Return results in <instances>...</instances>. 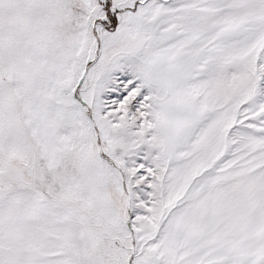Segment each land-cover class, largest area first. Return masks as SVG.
Segmentation results:
<instances>
[{"label": "snow or ice", "instance_id": "6c2138e0", "mask_svg": "<svg viewBox=\"0 0 264 264\" xmlns=\"http://www.w3.org/2000/svg\"><path fill=\"white\" fill-rule=\"evenodd\" d=\"M0 264H264V0H0Z\"/></svg>", "mask_w": 264, "mask_h": 264}]
</instances>
